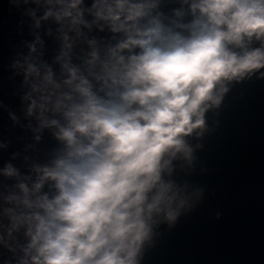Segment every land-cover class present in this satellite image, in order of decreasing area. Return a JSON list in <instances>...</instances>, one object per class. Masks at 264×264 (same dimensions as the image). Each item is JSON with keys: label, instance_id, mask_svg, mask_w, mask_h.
<instances>
[{"label": "water", "instance_id": "obj_1", "mask_svg": "<svg viewBox=\"0 0 264 264\" xmlns=\"http://www.w3.org/2000/svg\"><path fill=\"white\" fill-rule=\"evenodd\" d=\"M203 3L0 0V264H46L43 240L34 241L36 217L47 219L41 205L61 195L46 173L87 165L109 139L94 145L93 135L75 130L77 110L90 99L104 109L123 107L132 58L146 52L130 41L170 53L212 26ZM225 48L238 59L264 57V34H242ZM210 96L199 105L203 123L179 137L182 146L165 148L151 170L135 173L122 199L128 230L110 241L123 245L120 259L264 264V66L219 78ZM138 110V103L126 108ZM88 147L94 152L81 153ZM162 191L159 211H149ZM137 194L144 197L138 204Z\"/></svg>", "mask_w": 264, "mask_h": 264}, {"label": "clouds", "instance_id": "obj_2", "mask_svg": "<svg viewBox=\"0 0 264 264\" xmlns=\"http://www.w3.org/2000/svg\"><path fill=\"white\" fill-rule=\"evenodd\" d=\"M200 7L212 26H205L196 39L170 53L151 49L146 40L130 41L143 46L146 52L132 58L124 79L128 90L123 95V107L104 109L90 99L85 108L77 110L75 130L93 135L94 145L105 137L109 139L104 152L87 165L61 164L63 171L46 173L58 181L61 190L54 204L41 205L47 210V219L36 217L39 224L34 241L43 240L40 252L46 264H89V259L101 249L103 253L92 264H132L130 259L125 261L118 255L123 245L110 241L118 240L128 230L122 226L127 213L121 209H127L129 204L122 203V199L135 173L151 170L165 148L181 147L179 137L203 123L199 105L211 98L210 92L219 78L264 66L260 52L238 59L225 48V41L238 43L242 34H264V0H204ZM224 25L226 30L221 29ZM133 103L142 106V110L127 112ZM64 135L72 141L73 132ZM83 152L93 153L94 148ZM163 196L162 191L149 211H159L156 205ZM143 199L137 194L132 202L138 204ZM143 235L140 232L135 240ZM134 251H129L128 256Z\"/></svg>", "mask_w": 264, "mask_h": 264}]
</instances>
